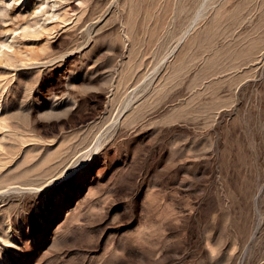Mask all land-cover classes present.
<instances>
[{"label": "rangeland", "instance_id": "rangeland-1", "mask_svg": "<svg viewBox=\"0 0 264 264\" xmlns=\"http://www.w3.org/2000/svg\"><path fill=\"white\" fill-rule=\"evenodd\" d=\"M0 264H264V0H0Z\"/></svg>", "mask_w": 264, "mask_h": 264}]
</instances>
